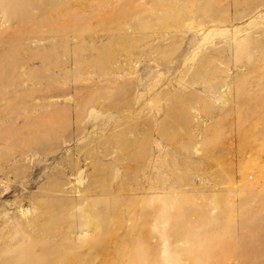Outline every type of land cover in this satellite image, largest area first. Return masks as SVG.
I'll return each instance as SVG.
<instances>
[{"label": "rangeland", "instance_id": "obj_1", "mask_svg": "<svg viewBox=\"0 0 264 264\" xmlns=\"http://www.w3.org/2000/svg\"><path fill=\"white\" fill-rule=\"evenodd\" d=\"M0 264H264V0H0Z\"/></svg>", "mask_w": 264, "mask_h": 264}]
</instances>
